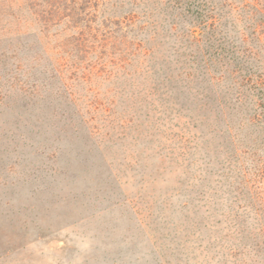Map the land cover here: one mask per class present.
I'll return each instance as SVG.
<instances>
[{"label":"trees","instance_id":"trees-1","mask_svg":"<svg viewBox=\"0 0 264 264\" xmlns=\"http://www.w3.org/2000/svg\"><path fill=\"white\" fill-rule=\"evenodd\" d=\"M0 21L13 26H0L2 132L67 133L91 155L100 130L182 121L218 162L215 185L183 191L202 238L217 264H264V0H0ZM101 74L106 96L130 101L91 102L92 115L129 107L140 121L83 117L78 91L96 97Z\"/></svg>","mask_w":264,"mask_h":264},{"label":"rangeland","instance_id":"rangeland-1","mask_svg":"<svg viewBox=\"0 0 264 264\" xmlns=\"http://www.w3.org/2000/svg\"><path fill=\"white\" fill-rule=\"evenodd\" d=\"M102 75L92 81L96 97L78 91L83 117L99 125L101 118L132 117L129 107L102 111L113 97L130 101L106 96ZM95 101L103 107L92 115ZM162 124L129 135L100 130L91 155L70 150L67 133L31 140L0 128V264H217L212 238L197 228L202 209L183 194L201 181L215 185L218 162L205 154L212 146L187 134L182 121Z\"/></svg>","mask_w":264,"mask_h":264}]
</instances>
